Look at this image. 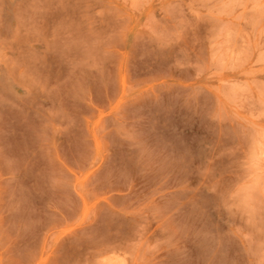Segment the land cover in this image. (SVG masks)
<instances>
[{
  "label": "rangeland",
  "instance_id": "374dc122",
  "mask_svg": "<svg viewBox=\"0 0 264 264\" xmlns=\"http://www.w3.org/2000/svg\"><path fill=\"white\" fill-rule=\"evenodd\" d=\"M0 264H264V0H0Z\"/></svg>",
  "mask_w": 264,
  "mask_h": 264
}]
</instances>
